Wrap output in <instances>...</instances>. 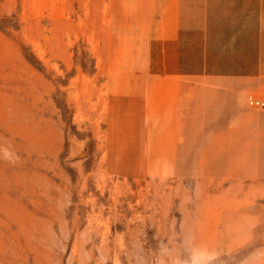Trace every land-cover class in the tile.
<instances>
[{"label": "rangeland", "instance_id": "rangeland-1", "mask_svg": "<svg viewBox=\"0 0 264 264\" xmlns=\"http://www.w3.org/2000/svg\"><path fill=\"white\" fill-rule=\"evenodd\" d=\"M148 2L0 0V264H264V31L163 57ZM183 64L230 70L228 119L198 88L173 151H140L112 101Z\"/></svg>", "mask_w": 264, "mask_h": 264}, {"label": "crops", "instance_id": "crops-1", "mask_svg": "<svg viewBox=\"0 0 264 264\" xmlns=\"http://www.w3.org/2000/svg\"><path fill=\"white\" fill-rule=\"evenodd\" d=\"M141 9L143 23L147 26V36L143 39L162 42L159 48L163 57L198 54L222 58L237 56L245 48L246 34L252 40H261V32L264 31L261 27L264 25V0H149ZM198 50L201 53H197ZM197 71L186 64L163 66L157 70V73L162 72V78L159 75L158 80L147 81L142 77L140 82H125L119 88L120 94L126 95L121 97L124 108L115 111L118 103L122 102L116 97L111 105L115 110L113 112L110 106V113H114L113 118L118 121L129 122L131 119L145 122L141 127L143 134L135 133L136 137L144 138L145 148L140 151H173L161 147L174 145L175 140L168 138L181 135L180 131L186 127L182 121L196 119L193 99L197 98L198 88L204 89L209 105L207 109L210 114L216 115L209 120L228 119L230 70L222 66L205 69L200 72L205 74L203 80H198ZM132 88H139L140 91L132 92ZM128 130L125 132L128 133Z\"/></svg>", "mask_w": 264, "mask_h": 264}, {"label": "built area", "instance_id": "built-area-1", "mask_svg": "<svg viewBox=\"0 0 264 264\" xmlns=\"http://www.w3.org/2000/svg\"><path fill=\"white\" fill-rule=\"evenodd\" d=\"M254 104H255L256 106H259V105L261 104V102H260V101H254Z\"/></svg>", "mask_w": 264, "mask_h": 264}]
</instances>
